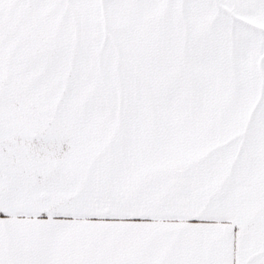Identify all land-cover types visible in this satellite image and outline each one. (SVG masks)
I'll use <instances>...</instances> for the list:
<instances>
[{"label": "snow or ice", "instance_id": "6c2138e0", "mask_svg": "<svg viewBox=\"0 0 264 264\" xmlns=\"http://www.w3.org/2000/svg\"><path fill=\"white\" fill-rule=\"evenodd\" d=\"M0 264H264V0H0Z\"/></svg>", "mask_w": 264, "mask_h": 264}]
</instances>
